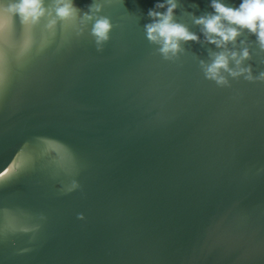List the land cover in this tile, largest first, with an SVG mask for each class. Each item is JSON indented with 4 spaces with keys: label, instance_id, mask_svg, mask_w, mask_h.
<instances>
[{
    "label": "water",
    "instance_id": "obj_1",
    "mask_svg": "<svg viewBox=\"0 0 264 264\" xmlns=\"http://www.w3.org/2000/svg\"><path fill=\"white\" fill-rule=\"evenodd\" d=\"M73 3L75 13L50 26L51 16L12 20L0 91V264H264V78L255 79L264 50L255 37L245 30L218 48L193 22L208 0H176L174 19L198 39L165 55L145 31L155 0ZM101 17L104 39L92 32ZM245 47L240 66L254 79L206 75L217 52Z\"/></svg>",
    "mask_w": 264,
    "mask_h": 264
},
{
    "label": "clouds",
    "instance_id": "obj_2",
    "mask_svg": "<svg viewBox=\"0 0 264 264\" xmlns=\"http://www.w3.org/2000/svg\"><path fill=\"white\" fill-rule=\"evenodd\" d=\"M208 5L210 11L196 16L193 22L200 26L201 34L209 43L224 48L246 30L255 37L259 48L264 50V0H208ZM92 7L99 6L89 5L90 9ZM176 7V0H155L153 7L147 12L153 19L145 24L146 36L149 40L158 42L161 53L165 55L175 53L181 40L198 39L196 33L174 19ZM75 11L73 0H52L50 5H46L45 0H0V74L4 73L6 49L11 47L10 34L14 16L22 26L34 24L41 17L51 16L48 20L50 26L57 19L71 17ZM84 15L88 16V13ZM109 28V20L101 17L95 20L92 32L98 39H104ZM248 56L249 50L246 47L241 48L239 53L235 50L217 52L205 69L206 75L215 79L218 84L226 83L225 77L220 75V70L223 69L232 76L245 74V79L252 80L254 77L250 68L240 66L241 61ZM229 58L234 61L235 68L228 66ZM261 78H264V72L255 77ZM3 174L0 172V176Z\"/></svg>",
    "mask_w": 264,
    "mask_h": 264
},
{
    "label": "snow or ice",
    "instance_id": "obj_3",
    "mask_svg": "<svg viewBox=\"0 0 264 264\" xmlns=\"http://www.w3.org/2000/svg\"><path fill=\"white\" fill-rule=\"evenodd\" d=\"M11 33H12V29H11ZM5 81H6L5 73L0 74V91H2L4 89ZM69 158L74 159V156L71 152H69ZM4 171L7 172V168H5Z\"/></svg>",
    "mask_w": 264,
    "mask_h": 264
}]
</instances>
